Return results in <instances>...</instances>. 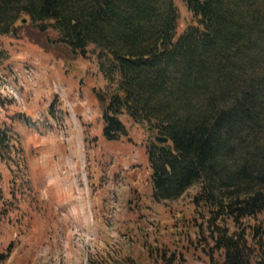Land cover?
Masks as SVG:
<instances>
[{"label":"trees","instance_id":"16d2710c","mask_svg":"<svg viewBox=\"0 0 264 264\" xmlns=\"http://www.w3.org/2000/svg\"><path fill=\"white\" fill-rule=\"evenodd\" d=\"M182 1L192 24L178 33L175 0H0V35L69 70L95 46L114 82L92 90L106 139L128 136L124 114L145 128L153 198L200 184L192 203L223 264H252L253 242L264 248V224L243 222L264 215V0ZM10 142L0 134L2 155Z\"/></svg>","mask_w":264,"mask_h":264},{"label":"rangeland","instance_id":"374dc122","mask_svg":"<svg viewBox=\"0 0 264 264\" xmlns=\"http://www.w3.org/2000/svg\"><path fill=\"white\" fill-rule=\"evenodd\" d=\"M175 2L182 33L192 16ZM97 52L90 45L69 70L37 46L0 35V134L11 138L0 153V264H223L208 211L192 203L200 184L157 201L149 132L124 114L128 136H104L92 90L114 82ZM243 222L251 231L264 215ZM252 248V264H264V248Z\"/></svg>","mask_w":264,"mask_h":264},{"label":"water","instance_id":"95a60500","mask_svg":"<svg viewBox=\"0 0 264 264\" xmlns=\"http://www.w3.org/2000/svg\"><path fill=\"white\" fill-rule=\"evenodd\" d=\"M157 141H159L160 143H168L169 139L166 137H157Z\"/></svg>","mask_w":264,"mask_h":264},{"label":"crops","instance_id":"0c3cea01","mask_svg":"<svg viewBox=\"0 0 264 264\" xmlns=\"http://www.w3.org/2000/svg\"><path fill=\"white\" fill-rule=\"evenodd\" d=\"M78 109H80V110H81V107H80L79 105L77 106V111H78ZM79 113H80L79 115H81V113H82V112H81V111H79Z\"/></svg>","mask_w":264,"mask_h":264}]
</instances>
